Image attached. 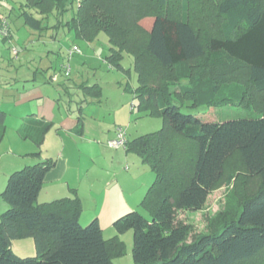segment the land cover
Here are the masks:
<instances>
[{
	"label": "trees",
	"instance_id": "16d2710c",
	"mask_svg": "<svg viewBox=\"0 0 264 264\" xmlns=\"http://www.w3.org/2000/svg\"><path fill=\"white\" fill-rule=\"evenodd\" d=\"M77 3L62 24L86 42L105 33V61L114 69L126 72L122 60L129 54L137 85L124 90L137 99L139 112L163 119L158 131L125 142L126 151L154 173L140 203L151 218L127 211L112 222L116 234L105 239L97 217L80 222L82 203L75 190L72 196L37 202L55 160L36 161L12 171L1 192L8 207L0 214V264H115L126 251L119 234L129 230L132 264H264V0ZM71 4L26 0L19 15L40 30L41 19L27 8L44 18L52 11L66 13ZM78 87L95 97L102 93L98 83ZM225 104L244 107L250 115L218 121L193 110ZM5 117L0 109V141ZM78 118L75 130L81 135ZM51 127L52 122L30 115L17 134L39 148ZM234 155L237 165L231 162ZM238 169L256 180L255 189L234 211L218 213L206 231L189 239L190 224L176 222L175 213L201 210L210 192L224 179L230 184L229 171ZM22 237L34 238L35 256L14 253L12 241Z\"/></svg>",
	"mask_w": 264,
	"mask_h": 264
},
{
	"label": "rangeland",
	"instance_id": "374dc122",
	"mask_svg": "<svg viewBox=\"0 0 264 264\" xmlns=\"http://www.w3.org/2000/svg\"><path fill=\"white\" fill-rule=\"evenodd\" d=\"M25 2L26 0H0V19L7 20L10 36L3 40V36L0 34V81L2 83L4 82L3 79H10V77H13L15 80L20 78L24 73L32 75L34 72H37L36 76L39 80H44L53 72L54 68L58 71L64 64H69L70 75L68 78L71 83H85L86 85L98 83L101 85L102 97L100 106L87 107L88 114L83 111L84 115H86L84 122L85 136L96 144L82 146L81 143L83 141L79 137H75V148L74 146L66 148V153L70 152V160L73 162V167L78 168L79 164L88 170L87 177L83 178L84 181L91 177L95 169L100 174L101 179H99L98 184L96 183L90 190L88 188L84 189L86 191V198L84 199L85 202L81 199L82 217L80 222L86 224L84 216L96 206L98 213L102 217L99 224L102 228L103 237L109 239L116 234L111 225L112 222H109L110 210L117 206V204L119 206L116 209L120 208V205L124 207L127 203V198L131 205L135 207L133 208L134 210L139 211L148 219L151 218V212L142 207L140 203L147 188L154 180V173L147 164L143 163L141 159H137L139 157L132 152L129 153V162H125V159L119 161L117 156H113V150L118 148L108 147L105 139L100 140V138L95 136L98 125L104 127L105 130L107 128L112 129L114 122L111 111L117 104L120 92L126 93L132 105L135 106L137 103V99L133 97V94L124 91L123 88L125 85H128L130 88H134L137 85L132 58L129 54H124L122 65L126 72L114 69L105 61V56L109 54V43L105 33H99L92 42L75 38L73 31H70L62 22H65L76 11L77 0H72V4L66 13L60 15L56 11H52L44 18L35 9L27 8L36 18L41 19L43 28L40 30L26 25L23 17L19 15L20 6L21 4H25ZM73 44L79 47L80 52L74 53L68 59L66 52ZM13 48L17 50V54L12 52ZM62 76H59V78ZM7 84L3 83L0 85V88L6 87L8 90L9 86ZM2 89H0V98L4 91ZM260 97L263 101L264 93ZM84 98L90 99L91 97L85 95L79 87H71L70 94H65L61 91L60 110H65L66 101L72 99L74 101V103L70 104V108L74 110L72 114L77 113L78 105H80V101ZM188 104H190L189 101H185L182 110L187 111L188 107L186 105ZM98 108H101V111L96 114L95 111ZM193 110L205 117L218 121L236 117H248L250 115V112L244 107L232 104L217 107L200 106ZM162 127V117L143 114L136 107H133L130 122L122 126L127 139L158 131ZM119 148L124 152L125 146ZM118 156L124 157V155L120 154ZM131 158L138 160L135 161V166ZM231 162L237 165L239 162L238 156L234 155L231 158ZM146 169L150 173L145 174L144 170ZM120 172L124 174L133 172L135 176L142 175L140 178L137 176L136 181L129 180L123 182L124 189L126 190L125 196L116 192V189L118 190L119 187L116 188L114 180L112 181V185L107 189L104 187L106 180L111 179L112 176ZM229 172L233 174L230 184L225 179L222 180L210 192L201 210L177 211L175 213L176 222L190 224L191 235L189 239L206 231L208 225L217 218L218 213L228 208L234 211L239 200L241 201L243 196L255 189L256 180L246 179L243 170L238 169L236 172L232 170ZM123 177L126 176L123 175ZM151 178L153 180L147 184ZM140 179H144L142 182L144 184L137 186ZM72 194H74L73 191ZM93 194L98 196L94 198ZM43 195L45 194L42 193L40 195L39 200L42 199ZM120 239L124 242L126 251L124 255L116 258L114 263L132 264L133 230H129L122 237L120 236ZM11 247L14 253L21 257L35 256L37 253L33 237L14 239Z\"/></svg>",
	"mask_w": 264,
	"mask_h": 264
},
{
	"label": "crops",
	"instance_id": "0c3cea01",
	"mask_svg": "<svg viewBox=\"0 0 264 264\" xmlns=\"http://www.w3.org/2000/svg\"><path fill=\"white\" fill-rule=\"evenodd\" d=\"M4 39H6V37L3 36V40ZM58 71L60 72L58 73ZM58 71L54 68L53 72L44 80H39L36 76L37 72H34L32 75L24 73L20 78L15 80L13 77H10V79H3L4 82L2 83L0 81V85L8 83L7 85L9 86L8 90L6 87L0 88H3L2 91L4 90L0 98V109L4 111L6 115L5 133L0 141V214L8 207V203L1 195L8 175L12 171L24 167L25 165L32 164L36 161H43L45 159L55 160V164L47 172L41 190L38 194L37 202L45 200L40 203L48 202L61 197L72 196V190H75L80 199L85 202L84 199L86 198V191L84 189L88 188L90 190V188H93L96 183L98 184L99 179H101L100 174L97 172V169H95L93 170L91 177L84 181L83 178L87 177L88 170L79 164L78 168L73 167V162L70 160V152L66 153V148L73 146L75 148V137H79L81 141H83L81 143L82 146L96 144L93 140L85 136L84 122L86 115H84L83 111L88 114L87 107L100 106L102 93L99 97L84 93L91 98H84L80 101L77 113L72 114L74 111L70 108V104L74 103L72 99H68L66 101L67 104L65 106V110L61 111V91L65 94H70L71 87H78L82 83H71L70 79L63 75L61 68ZM59 76H62L63 78L61 77V79ZM133 107L135 106L129 102V98L126 93L120 92L117 104L111 111L114 122L112 129L107 128L105 130L104 127L98 125L95 136L100 138V140L105 139L106 141L114 138L116 135V129L118 127L122 128L123 124L130 122ZM100 109L101 108H98L95 111L96 114L101 111ZM30 115L52 122V127L47 132L43 144L39 148L32 141L28 139H21L17 134V129L24 118ZM79 116L82 117L83 125L81 135L77 134L75 130L78 125ZM38 150L40 151L39 155L32 154ZM113 151V156H117L119 161L125 159V162H129L130 152H127L126 149H124V152L121 148ZM119 154L124 155V157L118 156ZM131 161L134 165L135 161L138 160L131 158ZM144 171L145 174L150 173L147 169ZM123 175L126 177H123ZM137 176L140 178L142 175L139 174ZM137 176H135L133 172L128 174L120 172L119 174L112 176L111 179L106 180L104 187L107 189L110 185H112V181L114 180L116 188L119 187L118 190L116 189V192L125 196L126 190L124 189L123 182H127L129 180L136 181ZM143 180L144 179H140L137 186L144 184L142 183ZM151 180L153 179H149L147 184H149ZM82 181H84V183H82ZM42 193L45 195H43L42 199L39 200ZM93 195L94 198L98 196L95 194ZM126 202L127 203L124 207L123 205H120V208L116 209L119 206V204H117V206L110 210L109 222H113L117 216L127 211L134 210L133 208L135 207L131 205L128 198ZM87 213L88 214L84 216V219L86 220L85 223L93 217H97L99 223L101 222L102 217L100 213H98L96 206ZM81 217L82 213L80 214V220ZM127 232L119 234V237L126 235Z\"/></svg>",
	"mask_w": 264,
	"mask_h": 264
},
{
	"label": "built area",
	"instance_id": "2783aa9c",
	"mask_svg": "<svg viewBox=\"0 0 264 264\" xmlns=\"http://www.w3.org/2000/svg\"><path fill=\"white\" fill-rule=\"evenodd\" d=\"M0 34H2L6 38L9 36V27H8V22L6 19H0ZM12 52L14 54H17V50L15 48L12 49ZM78 52H80L79 47L77 45H72L67 50V56L68 58H70L74 53H78ZM62 71L66 76L69 75L70 65L64 64L62 66ZM125 142H126L125 131L123 128L118 127L116 129V137L108 140L107 145L111 148H119V147L125 146Z\"/></svg>",
	"mask_w": 264,
	"mask_h": 264
}]
</instances>
